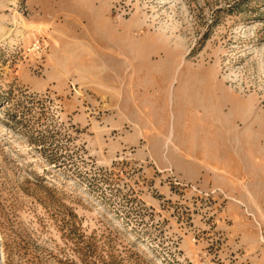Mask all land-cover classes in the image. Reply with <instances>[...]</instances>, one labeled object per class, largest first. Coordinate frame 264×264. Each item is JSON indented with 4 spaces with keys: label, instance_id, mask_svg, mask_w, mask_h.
Wrapping results in <instances>:
<instances>
[{
    "label": "rangeland",
    "instance_id": "1",
    "mask_svg": "<svg viewBox=\"0 0 264 264\" xmlns=\"http://www.w3.org/2000/svg\"><path fill=\"white\" fill-rule=\"evenodd\" d=\"M0 264H264V0H0Z\"/></svg>",
    "mask_w": 264,
    "mask_h": 264
}]
</instances>
